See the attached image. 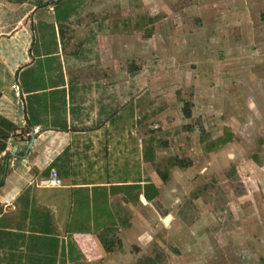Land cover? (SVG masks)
Here are the masks:
<instances>
[{"label": "rangeland", "instance_id": "obj_1", "mask_svg": "<svg viewBox=\"0 0 264 264\" xmlns=\"http://www.w3.org/2000/svg\"><path fill=\"white\" fill-rule=\"evenodd\" d=\"M48 1L0 0V61L23 50L21 36L5 39ZM75 1L90 45L100 34L151 94L140 125L159 192L152 214L106 235L109 252L74 264H264V0ZM15 234L0 230V264L27 254Z\"/></svg>", "mask_w": 264, "mask_h": 264}, {"label": "crops", "instance_id": "obj_2", "mask_svg": "<svg viewBox=\"0 0 264 264\" xmlns=\"http://www.w3.org/2000/svg\"><path fill=\"white\" fill-rule=\"evenodd\" d=\"M57 1L31 9L29 27L4 41L19 35L23 50L0 61L11 64L0 73V116L16 127L0 155V230L17 233L7 238L27 253L16 264L100 253V237L151 213L157 189L153 139L140 125L150 92L110 62L100 34L90 45L74 0ZM51 171L61 186L45 184Z\"/></svg>", "mask_w": 264, "mask_h": 264}, {"label": "trees", "instance_id": "obj_3", "mask_svg": "<svg viewBox=\"0 0 264 264\" xmlns=\"http://www.w3.org/2000/svg\"><path fill=\"white\" fill-rule=\"evenodd\" d=\"M64 0H59V1H57L56 3H53L54 5H62ZM75 1V0H74ZM76 2V1H75ZM69 6V5H68ZM185 113V117H189V113H188V111H185L184 112ZM16 131V127L12 124V123H10L9 121H7L6 119H4V118H2L1 116H0V155H1V153L3 152V151H5V149H6V140H7V138L9 137V135L11 134V133H13V132H15ZM222 141H224V140H222ZM211 147H213V145H209L208 146V149H210ZM184 166H186L185 165V163L183 164ZM188 166V165H187ZM162 180L163 181H166V179H165V177L163 176L162 177ZM157 195H158V191H157V189L155 188V187H153V194H152V198H156L157 197ZM147 198L148 199H151V198H149L148 196H147ZM99 241H100V243H101V245L103 246V248L105 249V251L106 252H109L110 250H111V247L113 246V244H112V242H108L106 239H105V237H100L99 238ZM47 258H49V257H47ZM22 259V257L21 256H19L18 257V260H21ZM50 260H53V258L51 257V258H49Z\"/></svg>", "mask_w": 264, "mask_h": 264}, {"label": "built area", "instance_id": "obj_4", "mask_svg": "<svg viewBox=\"0 0 264 264\" xmlns=\"http://www.w3.org/2000/svg\"><path fill=\"white\" fill-rule=\"evenodd\" d=\"M45 184L49 187H59L62 182L55 171H51L49 179L45 181Z\"/></svg>", "mask_w": 264, "mask_h": 264}, {"label": "water", "instance_id": "obj_5", "mask_svg": "<svg viewBox=\"0 0 264 264\" xmlns=\"http://www.w3.org/2000/svg\"><path fill=\"white\" fill-rule=\"evenodd\" d=\"M169 219H170V217L167 216V217L164 218L163 222H164V223H167V222L169 221Z\"/></svg>", "mask_w": 264, "mask_h": 264}]
</instances>
